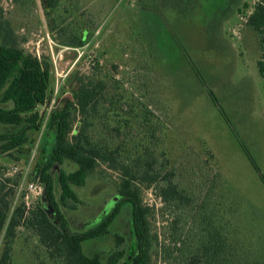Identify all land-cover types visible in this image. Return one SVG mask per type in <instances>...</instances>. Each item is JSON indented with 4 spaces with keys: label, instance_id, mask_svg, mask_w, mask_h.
Wrapping results in <instances>:
<instances>
[{
    "label": "trees",
    "instance_id": "obj_1",
    "mask_svg": "<svg viewBox=\"0 0 264 264\" xmlns=\"http://www.w3.org/2000/svg\"><path fill=\"white\" fill-rule=\"evenodd\" d=\"M40 1L52 11L61 0ZM245 25L257 40L256 69L264 80V0L254 3ZM59 33L60 44L71 48H82L88 37L65 28ZM189 65L264 187L251 151L194 64ZM74 83L61 104L48 114L38 112L51 98V64L19 48L8 26L0 27V154L19 163L27 156L25 147L35 142L32 135L40 133L31 178L43 188L35 205L27 209L22 202L11 209L20 181L0 180V264H10L20 227L35 233L54 264H264V225L259 215L241 213V200L230 198L219 170L209 180L206 168H218L212 153L205 149L203 161L173 166L166 151L165 120L141 98L109 74L77 75ZM66 162L75 170L59 168ZM102 166L118 177L117 203L95 226L69 231L63 210H77L82 203L75 188ZM144 191L157 199L158 207L145 203ZM125 212L129 240L115 234V246L104 256L86 254L85 244L109 236Z\"/></svg>",
    "mask_w": 264,
    "mask_h": 264
},
{
    "label": "rangeland",
    "instance_id": "obj_2",
    "mask_svg": "<svg viewBox=\"0 0 264 264\" xmlns=\"http://www.w3.org/2000/svg\"><path fill=\"white\" fill-rule=\"evenodd\" d=\"M256 1L61 0L51 11L40 0H0V27L8 26L19 48L48 59L50 95L57 104L70 96V89L75 87L74 76L109 74L120 81L128 93L141 98L165 120L166 151L172 165L203 161L206 149L218 166L206 168L209 180L219 170L233 196L230 198L241 200V213L247 217L253 214L254 218L259 215V223L264 225V187L259 174L189 65L191 61L215 94L219 107L264 175V80L256 69L257 40L245 25ZM51 20L54 24L49 26ZM60 28L88 33L85 45H61ZM96 62L98 68L94 67ZM37 111L45 112L46 105ZM39 138L40 133L32 135L34 144L25 147L27 156L17 164L0 154V180L20 181L21 173H14L12 167L24 171L29 166L28 159L33 157L24 183L32 182ZM59 168L71 172L76 167L66 162ZM117 182V175L102 166L83 187L75 188L82 204L75 211L63 210L69 219V231H84L100 222L119 199ZM143 196L147 205L159 206L149 191H144ZM40 199L41 196L26 191L25 186L17 188L11 209L22 202L35 205ZM47 213L51 218L49 209ZM115 234L129 240L128 213L117 220L105 239L86 243L84 252H100L104 256L114 248ZM2 252L0 236V258ZM10 264L54 263L35 233L20 227Z\"/></svg>",
    "mask_w": 264,
    "mask_h": 264
},
{
    "label": "built area",
    "instance_id": "obj_3",
    "mask_svg": "<svg viewBox=\"0 0 264 264\" xmlns=\"http://www.w3.org/2000/svg\"><path fill=\"white\" fill-rule=\"evenodd\" d=\"M56 104L57 103H56L55 98H53V99L50 98L48 100L47 104H46V111L45 112L48 114L51 111V109H53L56 106ZM27 162H30L29 163V166H30L32 164V162H33V157H31L30 160L28 159ZM29 166L26 167V169L24 171H19L18 166L12 167V171L14 173H17V172L21 173V179H20V182H19V185H18L17 188L19 190H21L22 187L25 186L26 191H28L29 193H32V194H34L36 196H41L42 193H43V188L38 183L37 180H32V182H30V183H28V182L24 183L25 182V176L29 172ZM24 204H25L27 209L30 207V205H27L25 202H24Z\"/></svg>",
    "mask_w": 264,
    "mask_h": 264
}]
</instances>
